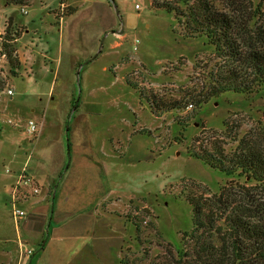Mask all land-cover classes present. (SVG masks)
<instances>
[{
    "label": "rangeland",
    "instance_id": "obj_1",
    "mask_svg": "<svg viewBox=\"0 0 264 264\" xmlns=\"http://www.w3.org/2000/svg\"><path fill=\"white\" fill-rule=\"evenodd\" d=\"M214 1L224 9L223 0ZM152 2L0 0V173L15 154L20 167L32 157L29 173L51 167L55 174L67 147L63 175L40 188L39 197L47 189L55 196L53 218L24 210L20 188L14 201L41 221L18 256L0 257V264H18L20 255L21 264L173 263L189 248L182 244L193 228L189 193L210 197L231 186L255 201L263 197L255 183L212 170L190 152L216 143L229 153L243 145L264 154V86L197 110L153 113L151 97L181 99L205 89L228 63L206 38H186L174 14ZM249 2L264 21V0ZM11 47L21 61L15 75ZM12 215L0 209V235L16 237Z\"/></svg>",
    "mask_w": 264,
    "mask_h": 264
},
{
    "label": "trees",
    "instance_id": "obj_2",
    "mask_svg": "<svg viewBox=\"0 0 264 264\" xmlns=\"http://www.w3.org/2000/svg\"><path fill=\"white\" fill-rule=\"evenodd\" d=\"M5 1L26 6L30 0ZM223 2L224 9L214 0H153L154 10L174 14L186 38H206L228 63L205 89L181 99L151 97L147 104L153 113L189 107L197 110L224 94L251 95L264 86V21L260 12L253 11L249 0ZM75 12L70 8L68 15ZM6 56L12 74H17L21 68L17 50L11 47ZM5 88L2 82L0 93ZM91 108L87 106L90 113ZM190 154L225 176L239 175L255 183L264 194V154L253 147L239 145L237 151L229 153L216 143H207ZM233 189L225 186L219 195L210 197L189 193L186 199L193 208V228L182 240L189 248L183 254L185 247L181 249L179 261L167 264H264V195L255 201L251 195Z\"/></svg>",
    "mask_w": 264,
    "mask_h": 264
},
{
    "label": "crops",
    "instance_id": "obj_3",
    "mask_svg": "<svg viewBox=\"0 0 264 264\" xmlns=\"http://www.w3.org/2000/svg\"><path fill=\"white\" fill-rule=\"evenodd\" d=\"M69 26V22L66 21L63 24V28H61L59 30V32L61 31L62 33L64 32L63 29H66ZM63 44V43H62ZM61 44V45H62ZM64 44L61 46L60 48V52L61 49L63 50ZM101 54V53H99ZM98 54V55H99ZM53 72V70H52ZM56 77L54 76L53 82L55 83ZM41 91L38 92V96H40ZM8 96H13V95H8ZM32 112H35V110H31ZM30 123V121H29ZM29 132V131H28ZM30 133V132H29ZM64 149V148H63ZM61 151L60 149V155L62 156L61 162L59 167L55 170V174H53L54 172H51V167L49 169L50 173H45V171L42 170H34L31 168V172L29 173L28 169H27V163L29 161V159H31L32 157L29 156V158L26 161V164H24L22 167H20V161L17 160V157L15 154H13V160H11V169H7L5 173H0V209L1 208H6V207H10L11 208V212H12V203L14 201L15 198V194H16V190H17V184L18 181L20 179V177L23 174H26L30 177H32L35 182L38 184V186L40 188H43L42 185H49V180L53 179L52 181L57 180L58 175H63L64 172V165H65V157H66V152H67V147L65 146V152ZM68 150H70L68 148ZM27 154V153H25ZM50 166V165H49ZM45 189V187L43 188V190ZM21 192L17 195L18 199L21 201L20 202V206L24 209V207L28 206L33 210H36L38 212V214L40 215V217H44V216H49V218L51 217L52 214V218L54 215V212H51L50 208H49V200L51 198H54L55 196L52 195V191L51 189H47V194L39 197L41 195V191L38 194H34L31 188H25V187H21ZM47 202V203H46ZM62 209H65L62 207ZM26 210V209H24ZM27 212V211H26ZM13 216V215H12ZM31 216L27 215L25 218L20 219L19 221H16L13 217V220L15 221L16 225H18L16 227V237L15 238H11L10 236H5V234H1L0 238H2L1 242H0V257H8V255H17L18 250H21L22 246H24L25 244H27V233L31 232V230L35 229V225L37 224V222L35 223L34 221H41L40 218L37 217V219L31 218ZM22 221L23 224V228L20 227V222ZM24 242V244H23ZM40 249H42V247H40ZM22 255H20V259H22ZM21 260L19 261L18 264H21Z\"/></svg>",
    "mask_w": 264,
    "mask_h": 264
},
{
    "label": "built area",
    "instance_id": "obj_4",
    "mask_svg": "<svg viewBox=\"0 0 264 264\" xmlns=\"http://www.w3.org/2000/svg\"><path fill=\"white\" fill-rule=\"evenodd\" d=\"M137 8H139V6L137 5ZM13 91L12 90H9L8 91V95H13ZM29 132L34 134L38 131V128L36 126V124L33 122V121H30L29 123ZM21 187H25V188H31L33 193L34 194H38L40 192V187L38 186V184L35 182V180L26 175V174H23L19 181H18V184H17V190L16 192H19V189ZM14 200H16V197L14 198ZM12 214H13V217L16 221H19L20 219H23L27 216V213L26 211H24L22 208L19 207V205L17 204L16 201H14L12 203ZM28 255H31L32 252L30 250H28L27 252Z\"/></svg>",
    "mask_w": 264,
    "mask_h": 264
},
{
    "label": "water",
    "instance_id": "obj_5",
    "mask_svg": "<svg viewBox=\"0 0 264 264\" xmlns=\"http://www.w3.org/2000/svg\"><path fill=\"white\" fill-rule=\"evenodd\" d=\"M112 1H113V0H112ZM113 3H114V2H113ZM114 4H115V3H114ZM115 9L117 10V7H116V6H115ZM102 43H103V42H102ZM100 52H101V50L99 51V53H100ZM97 56H98V54L95 55L90 61L94 60ZM81 67H82V66H81ZM81 67H80V68H81ZM79 72H80V71L77 72V76H78V77H79V74H80ZM77 104H78V103H76V105H77Z\"/></svg>",
    "mask_w": 264,
    "mask_h": 264
}]
</instances>
